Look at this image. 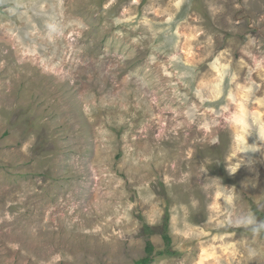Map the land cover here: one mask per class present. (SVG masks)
Returning <instances> with one entry per match:
<instances>
[{"label": "rangeland", "instance_id": "obj_1", "mask_svg": "<svg viewBox=\"0 0 264 264\" xmlns=\"http://www.w3.org/2000/svg\"><path fill=\"white\" fill-rule=\"evenodd\" d=\"M263 217L264 0H0V264H264Z\"/></svg>", "mask_w": 264, "mask_h": 264}, {"label": "trees", "instance_id": "obj_2", "mask_svg": "<svg viewBox=\"0 0 264 264\" xmlns=\"http://www.w3.org/2000/svg\"><path fill=\"white\" fill-rule=\"evenodd\" d=\"M164 240H165V242H166V244L168 246L170 241H169V238L166 235L164 236ZM146 250H147L148 253H151L153 251V246L150 243H148ZM165 252H167V250H165ZM163 253L164 252H161L160 255H163ZM150 262H151V259L147 256L146 258L141 259L140 261H138L137 264H150Z\"/></svg>", "mask_w": 264, "mask_h": 264}]
</instances>
